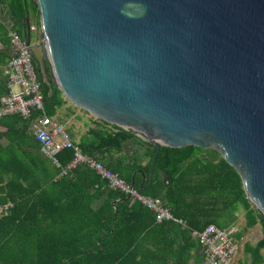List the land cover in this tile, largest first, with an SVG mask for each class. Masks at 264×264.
<instances>
[{"label": "water", "instance_id": "95a60500", "mask_svg": "<svg viewBox=\"0 0 264 264\" xmlns=\"http://www.w3.org/2000/svg\"><path fill=\"white\" fill-rule=\"evenodd\" d=\"M36 3L55 87L154 149L140 190L161 146L212 147L264 218V0Z\"/></svg>", "mask_w": 264, "mask_h": 264}, {"label": "trees", "instance_id": "16d2710c", "mask_svg": "<svg viewBox=\"0 0 264 264\" xmlns=\"http://www.w3.org/2000/svg\"><path fill=\"white\" fill-rule=\"evenodd\" d=\"M30 15L39 18L35 0H0V105L7 92L2 67L13 51L8 31L24 35ZM33 61L38 62L35 56ZM43 63L37 74L44 110L55 116L66 99ZM39 114L0 117V204L12 203L0 213V264H189L193 257L201 264V248L191 229L234 224L239 208L244 228L262 226L263 236L243 247L249 264L262 263L264 218L246 197L238 172L216 149L161 146L152 184L140 190L139 171L146 186L153 148L127 154L124 142L130 133L102 119L75 141L83 154L123 181L160 198L182 222L156 221L152 210L110 186L87 163L61 173L73 151H58L56 163L43 154L30 130L31 119ZM240 236L237 232L236 238Z\"/></svg>", "mask_w": 264, "mask_h": 264}, {"label": "built area", "instance_id": "2783aa9c", "mask_svg": "<svg viewBox=\"0 0 264 264\" xmlns=\"http://www.w3.org/2000/svg\"><path fill=\"white\" fill-rule=\"evenodd\" d=\"M29 16V23L24 25V35L15 30L9 29L8 35L12 47V54L3 65L2 70L6 78L7 92L4 94L0 105V117L6 114L17 113L23 117H29L34 111L40 114L30 121V130L34 138L40 144V150L57 162L55 154L63 148H71L72 159L62 169L75 167L78 163L85 162L93 168L101 177L105 178L110 186L118 188L130 198L139 201L142 205L152 210L156 221L165 219H176L172 216L169 207L163 205L158 197L143 194L129 183L119 178L115 173L106 169L93 157L82 153L77 142L73 141L70 131L65 123L55 116L45 113L43 94L41 92V80L38 77L33 56L28 45L25 43V32L30 34L31 48L36 47L40 41L39 35L42 32L40 19ZM31 34L35 35L32 42ZM34 43V44H33ZM12 205L10 201L0 204V213L6 212ZM236 232L237 227L231 224L227 227H218L208 224L203 229H191V236L201 248V264H242L236 258Z\"/></svg>", "mask_w": 264, "mask_h": 264}, {"label": "rangeland", "instance_id": "374dc122", "mask_svg": "<svg viewBox=\"0 0 264 264\" xmlns=\"http://www.w3.org/2000/svg\"><path fill=\"white\" fill-rule=\"evenodd\" d=\"M31 40L32 42L35 41L34 34H31ZM32 51L38 63H43V60L41 58L40 48L33 47ZM49 76L51 78V71ZM55 117L58 118L61 122L65 123L74 141H78L80 136L86 133L90 127H95L97 124L96 119L97 120L99 119L91 115L86 110H83L82 108H79L76 105L72 104L67 99L65 103L57 109ZM236 215H237V219L235 225L237 226V229L241 231V235H242L240 238H236V245L238 248V250L236 251V258L242 264H249L251 259L250 256L247 255L243 250L244 244L245 243L254 244L256 240L261 238L263 236L262 226L260 223L255 224L253 227H251L250 230H252V233L248 236L244 233V231H242V229L243 230L247 229L244 228L245 226L244 211L241 208H239L236 212ZM189 264H200V262L198 263L196 258L193 257L190 259ZM260 264H264V251H263V261Z\"/></svg>", "mask_w": 264, "mask_h": 264}, {"label": "flooded vegetation", "instance_id": "af4514ba", "mask_svg": "<svg viewBox=\"0 0 264 264\" xmlns=\"http://www.w3.org/2000/svg\"><path fill=\"white\" fill-rule=\"evenodd\" d=\"M36 1V0H35ZM35 19H38V18H35ZM35 64V67H39L40 68V71H43L44 70V63H34ZM125 145H127L125 147V152L128 154V152L130 153H135V150L138 149V150H143V146L139 144L138 140L135 139L134 136H132L130 134L129 138L124 142Z\"/></svg>", "mask_w": 264, "mask_h": 264}, {"label": "crops", "instance_id": "0c3cea01", "mask_svg": "<svg viewBox=\"0 0 264 264\" xmlns=\"http://www.w3.org/2000/svg\"><path fill=\"white\" fill-rule=\"evenodd\" d=\"M131 154H132V153H131ZM234 224H235V223H234ZM236 227H237V226H236ZM250 229H251V227H250V228H247L246 230H243V229H242V231H244V233H245L246 235L249 236V235L252 233V230H250ZM238 231H239V230L237 229V232H238ZM237 232H236V234H237ZM239 232H241V231H239ZM241 236H242V235H241ZM241 236H240V237H241ZM256 241H257V240H256ZM263 251H264V248L261 249V253H262V254H263ZM189 261H190V260H189Z\"/></svg>", "mask_w": 264, "mask_h": 264}]
</instances>
